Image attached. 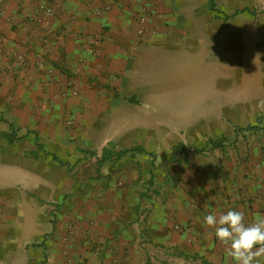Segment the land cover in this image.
<instances>
[{
    "label": "crops",
    "instance_id": "1",
    "mask_svg": "<svg viewBox=\"0 0 264 264\" xmlns=\"http://www.w3.org/2000/svg\"><path fill=\"white\" fill-rule=\"evenodd\" d=\"M177 1L0 0L3 65L0 67V104L11 109L0 110V123L7 125L1 137L6 140L3 134H10V123L17 137L23 138L17 142L6 140V144H17L29 137V202L53 199L59 204L57 208L60 203L63 206L72 203L75 219L93 218L103 230L117 229L115 240H111L114 245L106 257L91 259L87 264H235L215 237V229L206 225L205 217L229 210L242 211L245 219L250 214H258L247 207L250 204L239 194L229 197L224 192L226 173L231 170V177L235 170L226 161V154L232 152L225 147L226 136L213 138L220 131V125L211 126V130H191L187 135L164 134L159 139L169 138L173 145L165 147V151L147 153L144 149L116 160L98 162L88 183L91 185L82 179L83 158L98 161L103 147L109 143L137 147L129 146L134 140H127L133 131L105 136L98 131L105 128L115 106L133 98L127 93L140 89L139 63L149 58L143 46L157 45L171 34L191 33L192 19L181 17L187 15L185 9L175 11ZM41 3L51 8L50 15L41 11L38 7ZM143 9H147L149 20L141 33L136 17ZM225 37L230 38L226 33ZM18 54L22 60L16 58ZM66 79L77 90L75 96L69 92L61 96ZM219 81L216 77L218 90ZM247 103L242 100L236 101L233 107L221 105L217 117L226 121L228 113L243 114L244 109L248 110ZM25 104H29V111L26 109L29 128L23 132L14 123L19 111L12 107L23 108ZM259 112L258 108L255 114ZM67 113H72L76 124H80L68 133L70 139L96 144V147L76 149L74 172L77 176L68 201L66 175L59 176V164L44 161L52 156L55 146H62L60 142L68 138L65 132L59 131L58 124ZM236 119L242 120V117ZM210 121L199 125L205 128ZM83 124L88 125L86 131L82 130ZM140 131L145 132H136ZM221 137L225 140L220 146L207 144L209 139ZM154 138L157 137L154 135ZM191 142L195 146L188 145ZM87 151L95 155L90 156ZM11 153L0 157V168L10 173L12 182V172H17L19 166L10 158ZM137 161L141 165L137 166ZM14 183V190L0 184V264H29L26 243H21L18 259L19 247L12 237L19 217L16 180ZM43 205L29 206V240L51 232L48 220L45 227H39L35 220ZM77 246L81 250L80 239Z\"/></svg>",
    "mask_w": 264,
    "mask_h": 264
},
{
    "label": "rangeland",
    "instance_id": "2",
    "mask_svg": "<svg viewBox=\"0 0 264 264\" xmlns=\"http://www.w3.org/2000/svg\"><path fill=\"white\" fill-rule=\"evenodd\" d=\"M177 2L175 11L185 9L187 15L181 17L192 19L191 33L171 34L160 39L157 45L143 46L142 49L151 58L143 59L139 63L142 76L139 78L142 81L140 89L127 93L133 98L115 106L110 120L105 123V128L99 129L98 132L105 136L115 132L129 134L133 131L132 136L127 138L134 140L129 146H139L147 153H155L173 146L170 145L169 138L159 139L164 134L172 137L177 134L187 135L191 130H211V126L220 125V131L213 138L218 135L226 136L225 147L232 151L226 154V161L230 169L235 170V175L237 173L231 177V170L226 173L224 192L229 197L239 194L250 204L247 207L264 215V118L257 122V117L264 115V110L257 107L258 102L264 100V0H213L212 9L208 0ZM38 7L45 15L52 13L51 8L42 3ZM235 10L244 11L234 14ZM226 16L228 18H225ZM136 18L138 31L143 33L149 20L147 9L138 13ZM213 23L216 26L212 25ZM225 33L230 36L228 40ZM1 54L0 47V56ZM16 58L23 59L19 54ZM1 63L2 57L0 67L3 66ZM216 77L220 80L219 90L215 83ZM68 92L72 96L77 94L72 81L66 79L65 90L61 96L67 95ZM242 100L248 102V110L244 109L243 114L228 113L225 116L226 121L217 117L221 112V105L233 107L236 101ZM2 108L11 110L7 105L0 104V110ZM14 108L19 111L14 123L24 132L29 128L26 112V109L29 111V104L23 105V108L13 105L12 110ZM258 108L260 112L256 115ZM239 117H242V120L236 119ZM62 119L60 118L58 123L59 131L65 132L68 138L60 142L62 146H55L56 150L53 149L52 156L46 157L44 161L48 164L53 161L59 164V176L66 175L65 198L68 201L71 199L69 196L72 195L70 191L73 190L74 177L77 176L74 172L75 160L78 157L76 149L91 145L96 147V144L85 139H70L72 137H69L68 133L75 131L80 124H76L72 113L65 114ZM208 119L212 121L207 127L199 125ZM249 125L255 127L247 129ZM2 129H7L5 123H0V157L8 156L12 151L10 158L15 159L19 166L17 172H12V182L10 173L0 168V184L8 188L13 187L14 190L15 180L17 182L16 201L19 217L17 230L12 232V237L16 238L19 247L16 255L18 259L21 256L22 242L26 243L29 264H87L91 259H104L111 245H114L111 240L116 238L114 231L117 229L103 230L97 223L98 220L93 218L75 219L72 203L65 206L60 203V208H57L59 204L53 199L35 204L29 202V137L17 144L8 145L1 137ZM87 129L88 125L83 124L82 130ZM137 130L145 132H136ZM172 141L176 142V139ZM188 145L195 146L192 142ZM114 146L126 147L116 142ZM97 150L99 151L94 148V151ZM81 165L82 179H85L87 185H91L88 183L97 169V158H83ZM136 165L141 163L137 161ZM30 204L35 207L44 204L35 220L39 227H45L48 220L51 228V232L41 235L37 240H29ZM256 215L250 214L245 223L251 224ZM94 235L98 237L95 239ZM79 239L81 250L77 246ZM112 255L114 257V254ZM113 257L109 256L111 260Z\"/></svg>",
    "mask_w": 264,
    "mask_h": 264
},
{
    "label": "clouds",
    "instance_id": "3",
    "mask_svg": "<svg viewBox=\"0 0 264 264\" xmlns=\"http://www.w3.org/2000/svg\"><path fill=\"white\" fill-rule=\"evenodd\" d=\"M257 107L264 110V100ZM205 223L215 229V237L235 264H264V215L257 214L251 224H246L242 211L229 210L218 216L207 215Z\"/></svg>",
    "mask_w": 264,
    "mask_h": 264
},
{
    "label": "trees",
    "instance_id": "4",
    "mask_svg": "<svg viewBox=\"0 0 264 264\" xmlns=\"http://www.w3.org/2000/svg\"><path fill=\"white\" fill-rule=\"evenodd\" d=\"M209 1V6L210 8H214V2L213 0H208ZM244 10H235L234 14H239L241 12H243ZM225 18H228L227 16ZM262 118H264V115H260L257 117V122L261 121ZM1 119V117H0ZM255 127L254 125H249L247 129H251ZM9 128H10V134L8 133H4L3 134V137L6 138V140L8 142H17V141H20L23 136H20V137H17L16 135V129L14 127V125L12 123L9 124ZM223 140H225L224 138H218L216 140H213V139H209L207 141V144L208 145H211L213 147H218L220 146L221 142H223ZM133 151H137V152H143L144 149L141 148V147H132V148H125V149H120V150H116L114 148V143H109L106 147H103L102 149V152H101V156L100 158L98 159V162L99 163H102V162H106V161H111V160H116V159H119L121 156L127 154V153H131ZM88 154L90 156H93L95 155L93 152H89L87 151Z\"/></svg>",
    "mask_w": 264,
    "mask_h": 264
}]
</instances>
